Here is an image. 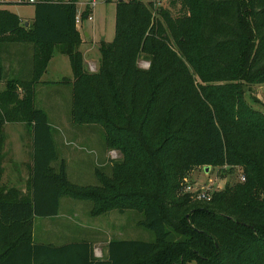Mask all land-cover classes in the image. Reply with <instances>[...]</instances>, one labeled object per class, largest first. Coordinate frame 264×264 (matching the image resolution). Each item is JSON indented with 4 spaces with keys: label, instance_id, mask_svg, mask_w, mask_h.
<instances>
[{
    "label": "trees",
    "instance_id": "1",
    "mask_svg": "<svg viewBox=\"0 0 264 264\" xmlns=\"http://www.w3.org/2000/svg\"><path fill=\"white\" fill-rule=\"evenodd\" d=\"M165 1L117 2L115 37L101 42L95 73L80 51L77 0H21L35 6L31 27L0 9V44L33 46L27 77L4 80L0 58V264H264V112L245 99L264 85V0ZM56 52L73 77L42 82ZM41 84L71 85L74 123L100 125L122 155L99 186L70 181L36 105ZM10 124L32 139L24 191L3 182ZM208 167H239L245 181L209 201L184 193L194 169ZM65 196L93 202L99 215L140 212L155 240H113L105 260L87 241L37 243L34 220L56 217Z\"/></svg>",
    "mask_w": 264,
    "mask_h": 264
},
{
    "label": "rangeland",
    "instance_id": "2",
    "mask_svg": "<svg viewBox=\"0 0 264 264\" xmlns=\"http://www.w3.org/2000/svg\"><path fill=\"white\" fill-rule=\"evenodd\" d=\"M28 1V0H27ZM68 1V0H66ZM91 0H77L80 11H87ZM120 0L100 1L92 10V20L84 18L82 30L90 34V44L93 41H113L115 37L116 7ZM130 1V0H125ZM147 4L155 2L158 7L165 6V0H139ZM0 8L19 13L20 16H30L33 13V4H21V0H0ZM177 47V46H176ZM96 55L100 54L98 51ZM139 67L147 70L148 61L140 59ZM87 69V66H86ZM70 64L64 63L60 66V73L71 76ZM90 72V71H89ZM97 72V71H95ZM93 72V73H95ZM50 75L47 79H54ZM4 83L0 84V90ZM72 87L71 85H60L57 91H43L36 89V105L48 113L53 136L60 159L67 164V173L70 181L79 186H99V174L111 175L112 164L121 160L119 151L109 150L106 147L103 128L100 125H76L72 118ZM246 101L251 107L264 112V85L254 86L246 89ZM5 159L3 182L8 187L25 190L32 166V139L24 124H10L5 129ZM229 168H196L188 176L187 184L192 187L194 193L197 191L210 196L222 191L227 185H233L240 181L243 173L239 167L232 173ZM185 193V192H184ZM187 194V193H186ZM65 217L59 218L52 223L42 224L37 227V238L46 239L47 234L60 235V226L71 229L81 238H88L93 233L107 234V237L118 239L140 240L153 242L154 233L139 225L144 219L140 212L127 211L120 213L118 210L106 214H95V204L91 201L73 199L65 196ZM202 201V200H200ZM50 238V237H49Z\"/></svg>",
    "mask_w": 264,
    "mask_h": 264
},
{
    "label": "crops",
    "instance_id": "3",
    "mask_svg": "<svg viewBox=\"0 0 264 264\" xmlns=\"http://www.w3.org/2000/svg\"><path fill=\"white\" fill-rule=\"evenodd\" d=\"M38 1V0H36ZM78 6V5H77ZM78 8V7H77ZM1 9V8H0ZM9 11V10H8ZM86 11V10H85ZM80 11L78 9V12H85ZM89 11V10H87ZM11 12V11H10ZM24 22L25 27H31L34 21V15H35V6L33 13L30 16L22 17L19 15V13H16ZM28 24V25H26ZM82 23L77 24V29L81 35L82 38V44L80 46V51L83 54L84 58V65L85 68L87 66V70H89L90 66L96 67V71L99 69V62L101 55L97 56L96 52L100 54V45L101 42H112L107 41L105 38L101 41H93L92 44H90V34L87 32H83L82 30ZM0 58L2 63V70H3V78L4 80L7 79H13L16 77H27L29 74V71H31L32 61H33V46L30 44H17V43H2L0 44ZM70 64V73L71 76L68 77V75H63L60 73V66L64 63ZM56 76L54 79H47L48 76ZM73 72L71 68V63L68 58V56L61 54L60 52H56L47 69V72L42 77V82H60L65 78H72ZM1 84V83H0ZM37 88H40L43 91H57L60 89V84H41L38 85ZM47 113V112H46ZM48 114V113H47ZM64 199L62 198L60 203V210L59 214L56 217L51 218H36L34 220L33 225V232H34V239L37 243L41 244H53L55 246H63L69 243L74 242H81V241H87L93 245L94 248V257L99 260H105L108 259L109 256V245L113 240H129V239H118L114 238L112 236L107 237L108 235L103 233H93L92 235H89L88 238H81L78 237L77 234H75L73 231L71 232V229H65L60 226V235L54 236L52 234H47L46 239H39L37 238V227L42 224H47V221H50L52 223H55L56 220L62 217H65L64 213ZM50 237V238H49Z\"/></svg>",
    "mask_w": 264,
    "mask_h": 264
},
{
    "label": "built area",
    "instance_id": "4",
    "mask_svg": "<svg viewBox=\"0 0 264 264\" xmlns=\"http://www.w3.org/2000/svg\"><path fill=\"white\" fill-rule=\"evenodd\" d=\"M29 1L32 2V3L34 2V0H29ZM100 1H105V0H91L90 1V3L87 6L88 9H89V11H88V14H87L86 17H83V14H82L83 12H78L77 17H76L77 24H81L84 18H87L89 20H92V15H91L92 12H93L92 10L94 9V7ZM89 70H90V72L93 73V72L96 71V67L90 66ZM241 180L242 181H245V178L242 176L241 177ZM184 192L187 193V194H191L192 196H194L198 200H208V201L210 200V196L208 194H206V193L199 192V191H197L196 193H194L193 190H192V187L190 185H188V184H186L184 186Z\"/></svg>",
    "mask_w": 264,
    "mask_h": 264
},
{
    "label": "water",
    "instance_id": "5",
    "mask_svg": "<svg viewBox=\"0 0 264 264\" xmlns=\"http://www.w3.org/2000/svg\"><path fill=\"white\" fill-rule=\"evenodd\" d=\"M120 1H122V0H120ZM26 25H28V24H26ZM205 171L208 172V168H206Z\"/></svg>",
    "mask_w": 264,
    "mask_h": 264
}]
</instances>
